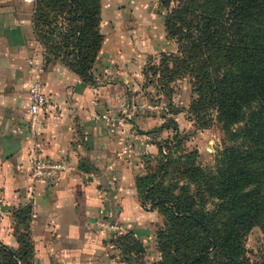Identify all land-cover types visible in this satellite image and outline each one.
I'll use <instances>...</instances> for the list:
<instances>
[{
    "label": "crops",
    "instance_id": "0c3cea01",
    "mask_svg": "<svg viewBox=\"0 0 264 264\" xmlns=\"http://www.w3.org/2000/svg\"><path fill=\"white\" fill-rule=\"evenodd\" d=\"M151 1L103 0L107 32L96 77L108 72L116 81L96 89L60 65H45L35 40L34 3L0 0V243L18 251L20 235L28 234L33 264H122L111 244L119 232L132 233L144 246L154 242L162 219L143 209L136 181L156 147L131 128L148 131L158 120L137 118L123 131L96 119L121 113L127 92L144 81L140 67L172 48L159 17L149 11ZM110 24L125 28L109 31ZM37 78L49 102L40 116L41 136L34 139L28 89ZM35 149L71 169L54 184L34 179Z\"/></svg>",
    "mask_w": 264,
    "mask_h": 264
},
{
    "label": "trees",
    "instance_id": "16d2710c",
    "mask_svg": "<svg viewBox=\"0 0 264 264\" xmlns=\"http://www.w3.org/2000/svg\"><path fill=\"white\" fill-rule=\"evenodd\" d=\"M38 2L34 3L35 14ZM69 3L80 22L73 37L75 52L83 57L79 71L90 80L92 62L104 38L97 30L100 0ZM225 7L219 17H204L196 29V34L212 42L205 61L214 71H203L204 79L197 85L201 96L194 105L210 104L233 145L220 153L212 175L199 177L204 172L194 165L181 167L197 186L194 195L188 186L180 187V196L166 190L161 173L168 161L158 167L157 175H144L136 181L141 203L149 201L167 220L158 232L163 255L159 264H249L247 235L255 227L264 233V0H227ZM223 29L231 31L229 37L220 44L214 42ZM193 39L189 37L192 48L198 45ZM209 203L212 209H207ZM129 235L127 239L132 241ZM120 239L111 242L124 257L130 255ZM19 243L18 251L1 246L18 264H33L29 235L22 233Z\"/></svg>",
    "mask_w": 264,
    "mask_h": 264
},
{
    "label": "rangeland",
    "instance_id": "374dc122",
    "mask_svg": "<svg viewBox=\"0 0 264 264\" xmlns=\"http://www.w3.org/2000/svg\"><path fill=\"white\" fill-rule=\"evenodd\" d=\"M38 1L39 10L38 14H33V27L35 40L43 48L45 65L47 67L60 65L84 84L93 85L96 89L99 86L114 83L115 76L108 72L102 77L99 76L101 79L96 77L99 59L103 55L105 32H107L103 25L105 19L103 0H100L97 30L104 38L100 51L92 62L90 74L92 79L90 80L93 82H90L88 75L79 71V68L83 67V65L80 67L83 57L75 52L76 39L73 37L80 22L75 17L74 8H71L69 0ZM226 5L227 0H152L149 6V11L159 17L160 26L167 42L172 44V48L148 57L144 66L140 67L144 81L127 92L126 103L129 104L132 96L140 93L143 102L168 106V112L161 110L155 114L138 116L142 120L157 119L155 127L142 131L139 125L135 124L136 126L134 125L131 129L144 134L145 141L156 147V152L150 153L143 160L144 175H157L158 167L162 166L163 162H169L161 175L166 190L174 196H180L181 186H188L192 195L197 192V186L189 182L187 169L186 171L181 169L182 166L198 167L204 172V174L199 172V177L212 175L217 169L220 153L226 146L233 145L231 137L225 134L218 115L213 108H210V104L202 101L194 105L201 96L197 91V85L204 79L203 71L207 73L214 71L208 61H205L207 57L205 51L211 48L212 42L207 41V36L196 34V29L207 15L213 17L222 15L226 11ZM118 25L125 28L124 24L116 26ZM169 25L170 28H168ZM116 26L108 25L109 31L114 30ZM229 32L231 31L223 29L214 36V42L219 44L221 40L225 42L224 38L229 37ZM190 36H193V43L198 44L197 47L192 48ZM198 36L200 40L197 39ZM188 50L194 56L187 53ZM193 107L197 109L198 114L194 112ZM135 119L134 117L133 120ZM200 181L202 182V178ZM141 206L147 212L158 211L153 209L149 201L146 205L141 203ZM212 207L210 203L207 205V209ZM160 216L162 222L156 227L154 242L152 241L151 245H148L146 241L144 246L143 241L132 233L119 232L120 234L111 239L117 242L122 237L124 239H120L121 244L125 242V246L129 247V257H124L120 252L122 264H159L161 262L163 255L159 248L158 232L165 228L167 220L163 214ZM127 234L132 235H129L133 238L132 241L127 239ZM263 237L264 233L259 227L253 228L248 233L245 249L249 264H264ZM111 244L116 245L113 242ZM1 245L0 243V264H18L11 257L9 250Z\"/></svg>",
    "mask_w": 264,
    "mask_h": 264
},
{
    "label": "built area",
    "instance_id": "2783aa9c",
    "mask_svg": "<svg viewBox=\"0 0 264 264\" xmlns=\"http://www.w3.org/2000/svg\"><path fill=\"white\" fill-rule=\"evenodd\" d=\"M28 3H35L36 0H25ZM29 92V122L28 131L31 137L38 139L42 133V122L40 119L41 114L44 112L48 105L49 99L44 90L41 78H37L28 89ZM168 112L169 108L165 104L158 105L153 103H146L142 101V94H135L131 98V102L123 108L121 113L115 114L105 112L96 117L100 122L107 123L112 126L121 128L126 131L127 124L134 123L138 116L142 114H155L159 111ZM134 117L136 118L135 120ZM139 118V117H138ZM133 120L132 122H129ZM39 147L37 142L36 148ZM32 177L36 180L44 181L48 184H54L63 174L71 169V166L63 161H53L46 158L45 155L34 150L31 154ZM4 197L3 192L0 190V217L4 214ZM97 226L100 228L105 227V223L99 221Z\"/></svg>",
    "mask_w": 264,
    "mask_h": 264
}]
</instances>
